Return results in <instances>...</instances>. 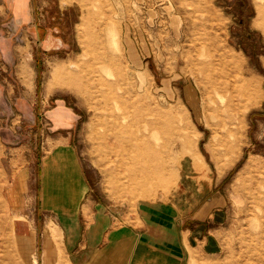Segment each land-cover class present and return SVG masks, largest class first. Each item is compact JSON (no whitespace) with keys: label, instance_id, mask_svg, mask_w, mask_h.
<instances>
[{"label":"rangeland","instance_id":"rangeland-1","mask_svg":"<svg viewBox=\"0 0 264 264\" xmlns=\"http://www.w3.org/2000/svg\"><path fill=\"white\" fill-rule=\"evenodd\" d=\"M60 3L74 10L69 21L43 15L67 47L43 53L41 63L29 57L36 46L23 25L4 15L17 68H0L1 86L9 85L0 90V162L9 171L0 172V191L11 196L15 176L16 195L8 204L0 196V216L23 218L20 192L26 178L33 184L43 130V158L58 143L71 145L90 194L129 214L139 203H173L192 165L194 176L221 179L217 247L187 264H264V0ZM139 103L156 111L155 137L119 142L120 108L129 114ZM52 123L68 127L55 132ZM60 159L73 178L69 155ZM35 205H26L33 221ZM8 232L0 222V264H27L29 253ZM61 233L43 211V264H70Z\"/></svg>","mask_w":264,"mask_h":264},{"label":"crops","instance_id":"crops-1","mask_svg":"<svg viewBox=\"0 0 264 264\" xmlns=\"http://www.w3.org/2000/svg\"><path fill=\"white\" fill-rule=\"evenodd\" d=\"M43 11L59 21H69L74 14L69 7H62L60 0H0V68H17L12 62L15 48L3 30L8 26L4 16L8 12L12 13V22L23 25L28 42L36 46L35 56L32 52L29 56L31 60L36 58L41 63L43 53L67 47L62 38L54 35L57 28L46 26ZM1 88L8 90L9 85L4 88L0 84ZM73 116L70 114L71 124ZM52 127L56 132L68 126L54 127L52 123ZM38 134L42 153L37 156L36 172L30 171L33 184L26 178L20 192L23 218L9 221L6 213L0 216V222L8 224V233L17 241V247L20 242L29 253L27 264H31V252L35 264H43V211L53 215L61 230L70 264H187L192 253L213 254L217 247L213 228L219 225L223 214L221 179L204 175L205 171L194 176L191 164L192 176L187 174L181 180L173 203H139L135 212L129 214L90 194L80 158L71 145L58 143L43 158V130ZM60 152L69 155L73 178L65 175ZM0 172H9L4 162H0ZM9 180L14 196L15 176ZM1 189L0 196L8 204L9 190ZM32 201L36 204L35 221L26 210Z\"/></svg>","mask_w":264,"mask_h":264},{"label":"bare ground","instance_id":"bare-ground-1","mask_svg":"<svg viewBox=\"0 0 264 264\" xmlns=\"http://www.w3.org/2000/svg\"><path fill=\"white\" fill-rule=\"evenodd\" d=\"M249 86H252L253 90L249 91L247 88L248 91L247 95L248 96L252 95L251 97H249V99L251 98L252 100L253 97L255 98L257 97V89L252 84H249ZM138 105L139 106L132 108V112L129 114L127 112L122 113L125 108L124 109L120 108L121 117L119 119H121L122 122L124 123L125 131L123 130L122 132L118 133L117 137L119 138L118 140L119 142L121 139H127V138H131L135 142H139L148 139H153L155 137V132H154L155 130L154 116L156 115L155 109L151 108L150 106L145 107L143 104L140 103ZM238 129L239 126L235 127L232 130L233 135L236 134ZM150 150L151 147L149 148V151Z\"/></svg>","mask_w":264,"mask_h":264}]
</instances>
